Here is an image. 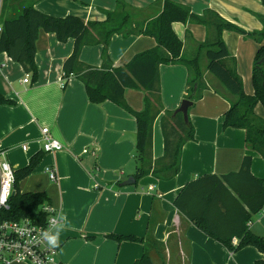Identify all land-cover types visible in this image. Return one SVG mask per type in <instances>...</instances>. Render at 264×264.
Instances as JSON below:
<instances>
[{
  "label": "crops",
  "instance_id": "0c3cea01",
  "mask_svg": "<svg viewBox=\"0 0 264 264\" xmlns=\"http://www.w3.org/2000/svg\"><path fill=\"white\" fill-rule=\"evenodd\" d=\"M22 1L12 2L5 15L19 11ZM117 1L36 0L35 7L56 17L71 14L85 21L103 22L104 10L115 9ZM122 1L133 8L138 21L158 15L163 3ZM172 1L188 6L197 15L208 9L216 11L246 31L263 28L258 17L264 15L261 0ZM172 26L183 41L185 56L193 55L197 45L209 37V27L192 20L175 21ZM221 36L229 51L227 64L236 68L245 92L253 93L252 71L260 43L228 29ZM156 44L155 38L148 35L114 34L106 58L102 55L103 44L95 43L83 46L80 60L95 67H117ZM73 46V38L60 41L54 32L41 29L36 41V79L6 52L0 53V93L12 101L0 105V160H7L16 171L28 165L34 155H40L32 173L21 179L18 187L21 192H45L49 204L60 211L61 222L54 230L60 229L56 244L59 264H132L144 253L155 264H255L257 259H264V253L250 245L230 251L175 206L177 195L188 182L205 174L237 171L247 154L252 157V174L264 178V159L247 146L245 129L223 126L231 98L227 89L205 70L203 78L208 87L188 109L194 137L182 147L179 172L168 179L150 173L123 185L136 169V119L110 100L91 102L77 76L71 75L66 84L63 82V64ZM200 65H206L203 55ZM159 78L162 111L153 125L155 161L164 154L161 118L166 111H175L185 99L188 69L181 63L161 64ZM145 95L139 88H126L124 93L127 104L136 111L143 110ZM255 112L264 118L260 102ZM42 126H47L63 144L61 150H42ZM85 147L95 148L97 156L84 154ZM48 166L56 170V180L49 178ZM249 227L264 235L262 209L253 216ZM109 234L135 235L145 241H118Z\"/></svg>",
  "mask_w": 264,
  "mask_h": 264
},
{
  "label": "trees",
  "instance_id": "16d2710c",
  "mask_svg": "<svg viewBox=\"0 0 264 264\" xmlns=\"http://www.w3.org/2000/svg\"><path fill=\"white\" fill-rule=\"evenodd\" d=\"M17 0H0V53L20 63L26 72L38 75L35 63L36 41L39 31L54 32L60 41L74 39L70 56L63 64V82L71 75L77 76L85 85L89 100L101 103L110 100L136 119V169L133 177L137 181L152 173L158 178L174 177L180 169L182 147L194 137V128L181 112L166 111L161 118L164 136V154L153 159V125L162 111L160 101L159 66L167 63H181L188 69L187 93L185 99L196 101L207 88L204 71L210 72L229 92L230 107L223 115L224 127L245 129L247 146L257 151L264 159V118L256 114L255 106H264V15H258L263 23L260 31H246L224 19L211 9L202 15L193 13L190 8L172 0H163L162 9L155 17L138 21L132 14L133 8L122 0L117 1L113 10H104L103 22L85 21L75 15L56 17L41 12L35 7V0H23L20 10L6 16L5 10ZM264 3V0H261ZM192 20L209 27V37L197 45L193 55L182 54L183 41L173 29V22ZM224 29L237 31L260 43L253 71V93L248 94L243 81L234 66L226 62L229 56L227 45L221 33ZM114 34L148 35L157 44L148 50L135 54L127 63L117 67L104 64L95 67L82 63L80 53L84 45L103 44L102 55L107 57L108 44ZM206 59L205 67L200 65V57ZM126 88H139L146 92L143 110H133L126 102ZM0 93V105L11 103ZM40 155H34L28 165L15 171L14 192L9 197V207L0 211L1 219L17 220L30 218L38 224H46L47 213L41 208L49 203L43 191L21 192L18 184L32 173ZM252 157H243L239 170L227 174H205L188 182L175 199V206L202 231L221 241L230 251H238L245 246H254L264 253V235L251 230L250 222L264 206V178L256 177L251 171ZM120 240L144 242L135 235L109 234ZM238 238L236 245L232 239ZM132 264H155L148 253H144ZM255 264H264L257 259Z\"/></svg>",
  "mask_w": 264,
  "mask_h": 264
},
{
  "label": "built area",
  "instance_id": "2783aa9c",
  "mask_svg": "<svg viewBox=\"0 0 264 264\" xmlns=\"http://www.w3.org/2000/svg\"><path fill=\"white\" fill-rule=\"evenodd\" d=\"M1 28L0 23V31ZM24 81H28L27 75ZM40 141L44 152H56L63 148V144L52 136L47 126L41 127ZM83 153L97 156L95 148L85 147ZM46 171L51 180L57 179L54 167L48 166ZM14 184L15 170L7 160H0V211L8 209ZM41 209L47 213L46 224L35 223L27 217L17 220L0 218V264H59L56 260L58 247L49 245L47 236L54 233L60 224L61 214L49 203H44ZM262 210L264 211V206ZM237 243L238 239L233 238L232 244Z\"/></svg>",
  "mask_w": 264,
  "mask_h": 264
},
{
  "label": "water",
  "instance_id": "95a60500",
  "mask_svg": "<svg viewBox=\"0 0 264 264\" xmlns=\"http://www.w3.org/2000/svg\"><path fill=\"white\" fill-rule=\"evenodd\" d=\"M262 62H264V58L261 59ZM193 104V101L189 99H183L180 106L175 110V113L181 112L183 114L184 119L188 120V109ZM135 182V179L133 177H129L126 179L122 184L123 185H129L133 184Z\"/></svg>",
  "mask_w": 264,
  "mask_h": 264
},
{
  "label": "clouds",
  "instance_id": "9594fccd",
  "mask_svg": "<svg viewBox=\"0 0 264 264\" xmlns=\"http://www.w3.org/2000/svg\"><path fill=\"white\" fill-rule=\"evenodd\" d=\"M59 231H60V229L58 228L56 232L47 236L49 245H56L59 243V240H58Z\"/></svg>",
  "mask_w": 264,
  "mask_h": 264
},
{
  "label": "rangeland",
  "instance_id": "374dc122",
  "mask_svg": "<svg viewBox=\"0 0 264 264\" xmlns=\"http://www.w3.org/2000/svg\"><path fill=\"white\" fill-rule=\"evenodd\" d=\"M36 1V0H35ZM264 40V39H263Z\"/></svg>",
  "mask_w": 264,
  "mask_h": 264
}]
</instances>
